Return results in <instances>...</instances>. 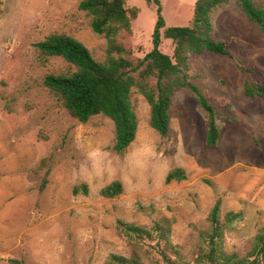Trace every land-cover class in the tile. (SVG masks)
<instances>
[{
	"label": "rangeland",
	"instance_id": "rangeland-1",
	"mask_svg": "<svg viewBox=\"0 0 264 264\" xmlns=\"http://www.w3.org/2000/svg\"><path fill=\"white\" fill-rule=\"evenodd\" d=\"M81 1L0 0V264H118L114 254L139 256L144 264L192 261L206 247L218 200L222 246L250 252L254 236L264 230V99L249 101L244 82L264 79V33L229 1L211 19L214 37L226 41L233 58L190 54L193 80L221 127L217 146L206 144L209 113L181 88L172 96L165 136L150 126V106L133 92L139 127L118 153L111 119L79 121L44 85L46 75L75 69L62 57L41 53L36 43L48 35H71L97 60L107 57L108 41L93 30ZM195 3L161 0L167 26L188 25ZM126 7H137L139 14L124 41L143 57L153 48L157 6L126 0ZM160 47L173 55L172 40L164 37ZM177 167L187 178L167 183ZM115 180L123 192L102 196L100 190ZM83 183L89 193L75 194ZM229 212L241 217L229 224ZM120 221L150 231L156 223L169 224L168 238L156 231L140 238Z\"/></svg>",
	"mask_w": 264,
	"mask_h": 264
},
{
	"label": "trees",
	"instance_id": "trees-1",
	"mask_svg": "<svg viewBox=\"0 0 264 264\" xmlns=\"http://www.w3.org/2000/svg\"><path fill=\"white\" fill-rule=\"evenodd\" d=\"M234 1L255 22L264 33V5L254 0H196L193 17L186 26H167L163 16L161 0H147L157 6V21L152 35L153 48L143 57L134 54L132 46L124 39L133 33L132 22L138 17L139 9L126 7V0H82L80 9L91 17V26L108 41L107 57L97 60L90 49L80 40L65 33L48 35L36 43L45 56H59L71 63L75 69L61 74H48L44 85L56 93L63 101L68 112L81 122L103 115L111 119L115 128L113 150L124 152L135 140L139 118L135 110L132 94H141L150 106V126L159 134H168L171 126L170 107L172 96L177 89L185 88L195 96L200 106L209 113L206 144L215 147L221 135L216 111L210 104L191 75L190 54L201 55L205 52L233 58L226 41L214 37L211 12L219 5ZM172 40L173 55L161 49L163 38ZM240 67V65H239ZM245 72L248 68L241 66ZM244 94L249 101L264 99V79L247 78ZM187 178L183 168L172 169L166 182L182 181ZM46 181L41 185L44 188ZM75 194L89 193V185L83 183L73 189ZM123 192V183L115 180L104 186L100 194L113 198ZM221 200L211 210L212 232L206 239V247L192 261L180 258L169 264H264V230L253 238L252 250L246 254L227 251L222 246L223 225L220 220ZM241 217L240 212H229L227 223L231 224ZM128 232L143 238L151 237L156 231L161 238H168L169 224L160 223L153 230L145 229L135 223L120 221ZM118 264H144L141 257L112 255ZM11 264H23L18 259Z\"/></svg>",
	"mask_w": 264,
	"mask_h": 264
}]
</instances>
